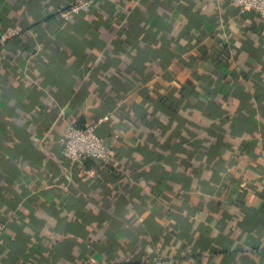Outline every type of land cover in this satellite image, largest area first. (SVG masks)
<instances>
[{"label": "crops", "instance_id": "0c3cea01", "mask_svg": "<svg viewBox=\"0 0 264 264\" xmlns=\"http://www.w3.org/2000/svg\"><path fill=\"white\" fill-rule=\"evenodd\" d=\"M70 1L0 0V36L19 30L0 41V264H264V19L97 0L49 39ZM96 120L116 163H72L67 126ZM111 215L128 231L110 258Z\"/></svg>", "mask_w": 264, "mask_h": 264}, {"label": "built area", "instance_id": "2783aa9c", "mask_svg": "<svg viewBox=\"0 0 264 264\" xmlns=\"http://www.w3.org/2000/svg\"><path fill=\"white\" fill-rule=\"evenodd\" d=\"M241 8L242 11L252 10L264 19V0H229ZM97 3V0H71L66 6L58 7V17L71 21L74 17L87 13ZM19 34V30L9 28L0 36V41L5 43ZM86 124L84 127L69 125L61 138V152L72 163L91 158L104 163L115 164L114 151L108 143V139L98 133V125ZM6 223L0 220V236L6 230ZM148 263L175 264V259L159 255L154 259H147Z\"/></svg>", "mask_w": 264, "mask_h": 264}, {"label": "trees", "instance_id": "16d2710c", "mask_svg": "<svg viewBox=\"0 0 264 264\" xmlns=\"http://www.w3.org/2000/svg\"><path fill=\"white\" fill-rule=\"evenodd\" d=\"M78 21H80V20H78ZM81 23H82V21L79 22V25H81ZM67 25H68V21L58 17V15L56 13V10L50 16H48L45 19V21H44V26L45 27L47 26V31L49 32V34H48L50 36L49 39H51L52 35L58 34V32L61 30V28H64ZM76 25H77V23H76ZM151 34H152V31L150 29H148L147 36L148 35L150 36ZM47 40H46V42H47ZM29 43H30V41H29ZM29 43H28L27 47H30ZM57 59H58L57 54L53 53L51 56H49V60L48 61H44L45 63L42 64L43 65L42 67H40L42 73L44 72L48 78H51V79L54 78L55 76L58 75V73L61 70V67H60L61 64H59ZM135 68H137V66ZM98 121L99 120H96V121H94L92 123H89V124H96V123H98ZM100 124H101V122L98 125V133L100 135H102L103 137H106V135L99 130ZM85 125L86 124L80 125L78 127H84ZM60 148H61V145H60ZM104 167H105V170H106L107 174H106L105 179L103 181H101V182L104 183L107 180L113 181V179H116V177L118 175V171L112 165L106 164V165H104ZM110 218H111L110 231H109L110 242L108 243L107 247H104V249L107 250V253L109 254V257L111 258L116 253L117 246H118L117 242L115 240H113L115 235L117 233H123L125 231H128V228L125 227L124 221H122V223L116 224L115 223L116 220L114 219V217H112V215H111ZM131 225H132V223H131ZM131 227L133 229H135V231H137L140 234L144 233L143 232L144 229L143 228H139L138 225H136V224L132 225ZM85 233L86 232H85V228H84L83 231H82V234L85 235ZM87 245H89V244H87ZM170 258H173V257H170ZM175 264H176V262H175Z\"/></svg>", "mask_w": 264, "mask_h": 264}]
</instances>
